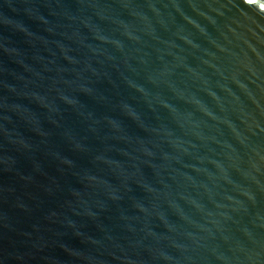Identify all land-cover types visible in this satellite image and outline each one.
Returning a JSON list of instances; mask_svg holds the SVG:
<instances>
[{
    "label": "water",
    "instance_id": "water-1",
    "mask_svg": "<svg viewBox=\"0 0 264 264\" xmlns=\"http://www.w3.org/2000/svg\"><path fill=\"white\" fill-rule=\"evenodd\" d=\"M0 264H264V0H0Z\"/></svg>",
    "mask_w": 264,
    "mask_h": 264
}]
</instances>
